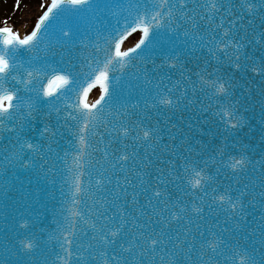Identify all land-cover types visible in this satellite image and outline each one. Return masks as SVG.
<instances>
[{"label": "snow or ice", "instance_id": "1", "mask_svg": "<svg viewBox=\"0 0 264 264\" xmlns=\"http://www.w3.org/2000/svg\"><path fill=\"white\" fill-rule=\"evenodd\" d=\"M42 7L0 27V264H264V0Z\"/></svg>", "mask_w": 264, "mask_h": 264}, {"label": "bare ground", "instance_id": "2", "mask_svg": "<svg viewBox=\"0 0 264 264\" xmlns=\"http://www.w3.org/2000/svg\"><path fill=\"white\" fill-rule=\"evenodd\" d=\"M46 1L47 0H38L39 3L37 6H34V3L25 5L22 14L19 16V20H17L15 24V29L19 30L21 34H25L29 30L32 21L41 13L42 5H45ZM2 3L3 4L0 5V16L1 18H5L11 10L8 0H4Z\"/></svg>", "mask_w": 264, "mask_h": 264}, {"label": "water", "instance_id": "3", "mask_svg": "<svg viewBox=\"0 0 264 264\" xmlns=\"http://www.w3.org/2000/svg\"><path fill=\"white\" fill-rule=\"evenodd\" d=\"M138 38V34L133 36L132 38H130L129 41L126 42V46L130 45L131 43H133L136 39ZM98 98V94L96 91H94L92 94H90V102H92L94 99ZM24 176L21 175L20 180H23V189L25 190V193L27 194L28 192H30L31 195V199L32 200H38L40 196H43V192H44V186L41 185L39 188H37L35 181H33V184L30 186L27 182V180L25 178H23ZM15 186L17 189H20L21 185H20V181H15ZM59 185H57L55 188L52 185L47 184V187H45L46 191H45V195L48 196L49 200L48 202L50 204L56 203V201H53L51 199V197L48 195V192H54L56 196H59V191H58ZM17 197L19 196V193H16ZM39 197H38V196ZM53 202V203H52ZM43 203L47 204L48 206V210L49 212L51 211L52 206L49 205L47 203V201H43Z\"/></svg>", "mask_w": 264, "mask_h": 264}, {"label": "rangeland", "instance_id": "4", "mask_svg": "<svg viewBox=\"0 0 264 264\" xmlns=\"http://www.w3.org/2000/svg\"><path fill=\"white\" fill-rule=\"evenodd\" d=\"M4 0H0V5L3 4ZM10 10L11 12L5 17L1 18L0 16V26H11L15 29V24L17 20H19V16L22 14L23 9L25 5L33 4L34 6H37L39 3L38 0H8ZM36 3V4H35ZM47 3V1H46ZM17 5H19L17 7ZM46 9L45 7H42V11ZM38 16L32 21V24L30 25V29L33 28Z\"/></svg>", "mask_w": 264, "mask_h": 264}]
</instances>
